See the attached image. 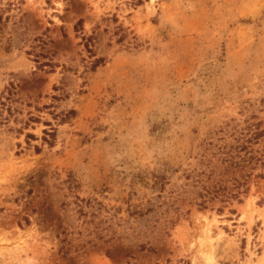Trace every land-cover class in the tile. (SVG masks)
<instances>
[{"label":"rangeland","instance_id":"obj_1","mask_svg":"<svg viewBox=\"0 0 264 264\" xmlns=\"http://www.w3.org/2000/svg\"><path fill=\"white\" fill-rule=\"evenodd\" d=\"M258 123L264 0H0V264H264Z\"/></svg>","mask_w":264,"mask_h":264},{"label":"trees","instance_id":"obj_2","mask_svg":"<svg viewBox=\"0 0 264 264\" xmlns=\"http://www.w3.org/2000/svg\"><path fill=\"white\" fill-rule=\"evenodd\" d=\"M259 123L255 124L254 130H252L250 136L246 138V140L242 141V144H238L236 146L234 145H224L223 147L219 148L220 155L223 156L222 161L225 163H228L230 166H240L241 163H244L246 161L245 155L249 154L250 152H245L244 156H240V153L242 151H245L246 144L252 141H257L259 138L264 136V131H259ZM236 143L238 141L236 140ZM250 159V158H249Z\"/></svg>","mask_w":264,"mask_h":264}]
</instances>
